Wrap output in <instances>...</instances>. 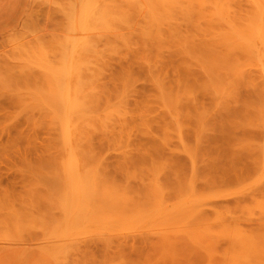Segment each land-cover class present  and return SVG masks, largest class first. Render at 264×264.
<instances>
[{
	"label": "rangeland",
	"instance_id": "rangeland-1",
	"mask_svg": "<svg viewBox=\"0 0 264 264\" xmlns=\"http://www.w3.org/2000/svg\"><path fill=\"white\" fill-rule=\"evenodd\" d=\"M191 1V4L195 3L191 6L198 4V8L189 7L187 1L182 6L174 0H17L16 14L0 28V264H245L244 261L249 264L250 255L254 260L251 264H264L261 259L264 247L258 242L257 249L253 247L257 240L264 244V77L260 73L259 57L251 56L241 48L235 50L233 47L235 52L230 51L232 47L229 49L225 41L222 42L225 38L218 33L221 30V34L223 31L228 33L243 24L240 26L242 29L247 22H253L255 8L250 0H224L230 2L229 6L226 12L218 13L220 9L217 11L216 7H211L218 5L216 0H206L211 2L209 7L204 0L196 1L197 4ZM202 2L201 7L199 3ZM209 8H213L212 12ZM205 10L210 14L216 11L213 16L216 15L214 17L218 20L212 19V14L208 16ZM219 14L223 17L220 18ZM219 19L223 29L221 24L218 25ZM79 48H85V53L91 48V52L85 55L83 50L78 51L82 52L80 55L77 52ZM209 55L213 60L216 57L219 60L216 58L213 62L210 58L211 63ZM77 56L81 63L91 64L88 66L90 69L93 65V71L100 74L92 69L85 70V67L81 70L80 66L85 65L79 66L75 62L79 59ZM91 56L93 58L89 59ZM69 59L80 67L82 75L88 71L91 79L86 76L88 73L81 76L83 79L75 76L71 77L74 78L72 80L65 75L52 77L51 72L50 77L47 71L43 72L49 65L53 66L54 72H65ZM96 60L100 66L99 63L93 64ZM235 62L243 65L236 68ZM230 64L232 68L228 71ZM218 68L221 74L214 72ZM78 73L77 77L80 76ZM63 79H69L70 83L66 81L69 85L63 83ZM221 85L229 90H222ZM85 87L92 97L97 98L92 100L95 103L98 100L99 105L92 103V107L93 111L99 110L101 114L94 112V116H100L99 119L107 122V125H102L105 124L108 131H99V125L104 127L93 117L96 120L90 122L98 127L88 129L97 131L95 134L88 132V137L82 135L84 138L81 140L87 139L83 142V151L86 153L90 149L93 154L87 151L88 156L93 157L95 164L104 165H101V171L107 174L108 179L119 186L122 183L127 188L132 185L131 189H138L136 194L130 189L128 192L124 189L118 191L131 195V198L127 197L140 208L148 203L149 208L157 200L149 190L154 182H160L158 187L164 194L161 195L163 203L176 208L165 217L171 220L183 215L185 221L181 219V223L178 220L181 217L177 219L180 226L174 225L176 220L174 223L171 220L168 227L165 217H157L154 221L146 218L147 214H143V218L138 216L139 212L134 218L136 220L132 219V224L128 215L136 210H132L130 205L122 213L130 223L123 220L124 225L112 224L113 228L109 224L104 228L103 224L87 223L78 226H81L79 235L76 234L77 229L70 227L62 204L64 189H50L52 181L46 178L58 177L63 157L59 144L62 136L58 135L61 124L57 114L53 113L58 112L62 102H66L64 92L72 88L73 93L75 88L76 93ZM58 89L62 91L61 96H57ZM84 90L81 92L85 97ZM253 106L259 111H255ZM54 108L56 111L52 112ZM155 171L158 176H153ZM126 174L131 175V179H127L129 175ZM143 178L146 179L145 186L140 183ZM146 186L152 187L147 190ZM184 187L189 192L187 189L185 192ZM129 190L133 194H129ZM140 191L149 195L139 194ZM192 195L194 197L190 201H195L191 204H202L197 210L200 216L198 212L190 214V210H184L180 215L184 201ZM97 197L92 200L101 207ZM181 198L185 200L180 204ZM138 201L144 202L138 205ZM185 211L188 215H184ZM191 221L194 224L190 223L193 227L189 228L187 224ZM60 227L65 230H60ZM94 227H103L106 231L94 230ZM237 232L246 234L245 239L247 237L248 240ZM52 234L55 237L66 234L65 237L72 238L78 235V239L74 238L76 242L71 240L75 245L69 246L70 249L72 246L70 251L73 253L68 252L65 255L70 254L65 257L63 247L58 249L59 253L48 247L45 239H51ZM236 234L242 238L241 242ZM102 235L104 239L98 240ZM105 235L109 238L106 243ZM244 241H249L246 244L248 248ZM238 245L242 248L238 249ZM244 247L247 250L255 248L257 252L261 249V255L255 252L254 256L255 249L251 253V249L250 252L244 251ZM235 250L243 255L236 258Z\"/></svg>",
	"mask_w": 264,
	"mask_h": 264
},
{
	"label": "bare ground",
	"instance_id": "bare-ground-1",
	"mask_svg": "<svg viewBox=\"0 0 264 264\" xmlns=\"http://www.w3.org/2000/svg\"><path fill=\"white\" fill-rule=\"evenodd\" d=\"M85 1V0H84ZM169 1V0H168ZM174 1H179V2H177V3H179V4H184V3H186L185 1H187V4L189 3V1L188 0H183V2L184 3H182V1L180 2V0H174ZM195 2L196 1H198V2H201V1H199V0H194ZM193 1V2H194ZM206 0H204V2H205ZM209 1H211L212 2V0H209ZM219 1V3L217 2V0H216V3L218 4V5H211V7H216V9H217V11H218V9H220L219 11H218V13L220 12V13H222L223 11H225L226 12V7H227V5H228V3H230V2H228L227 1V3L226 2H224V0H218ZM234 1H236V0H234ZM247 1V0H246ZM252 3L251 4H253V9H254V15H252V16H254V20H253V22L251 21L250 23H248L247 22V24H246V26L244 27V28H242V29H240V23H236V24H239L240 26H238L239 27V29L237 28L236 30H232V31H230L229 30V32L227 33V31H223V33L221 34V29H223L224 28V26H222V20L221 19H219V21L221 22H219V21H217L219 24V26H220V24H221V31H219L218 33H220L219 34V36L220 35H222V38H225L222 42H224L225 41V45L226 46H229L228 48L230 49L231 47V49H230V51H232L233 52V50H234V48L233 47H235V50L237 49V48H241V49H243V50H245L247 53L249 52L250 53V55L252 56V54L253 55H256L257 57H259V59H260V64H259V67H260V73H262L263 74V77H264V0H250ZM191 0H190V5L188 4V6L189 7H192L195 3H192L191 4ZM204 2H202V3H199L200 4V6L202 7V4H204ZM208 1H206L205 2V4L207 5H205L206 7H209L210 5L209 4H211V2L210 3H207ZM213 2H215V0L213 1ZM225 3V4H224ZM250 3V2H249ZM12 3H11V1L10 0H0V23L5 19V17H6V13H7V11L9 10V6L11 5ZM168 4V3H167ZM170 4V3H169ZM186 4V5H187ZM196 4H197V2H196ZM192 5V6H191ZM198 5V4H197ZM196 5V6H197ZM220 5H222V7L220 6ZM226 5V6H225ZM182 6H184V5H182ZM196 6H194V7H192V8H195ZM204 6V5H203ZM229 6V5H228ZM232 6V5H231ZM189 7H186V8H188L189 9ZM206 7H205V9H206ZM252 7V6H251ZM250 7V8H251ZM97 8V7H96ZM176 8H177V5H176ZM192 8H191V10H192ZM197 8H198V6H197ZM196 8V9H197ZM222 8V9H221ZM210 9V8H209ZM209 9H207V10H209ZM213 9V8H212ZM212 9H210L211 10V12H212ZM228 9H230V8H228ZM179 10V9H178ZM201 10V13H202V8L200 9ZM215 10V9H214ZM87 11V10H86ZM193 11V10H192ZM206 11V10H205ZM228 11V10H227ZM181 12H184L183 10H181ZM195 12V11H194ZM200 12V11H199ZM207 13H208V11H206ZM229 12V11H228ZM252 12H253V10H252ZM195 13H197V12H195ZM200 13V14H201ZM206 13V14H207ZM230 13V12H229ZM234 13V12H233ZM183 14V13H182ZM190 14V13H189ZM199 14V15H200ZM209 14V15H208ZM207 15L208 16H210L211 14H212V16H213V14H216V11L214 12V13H208ZM253 14V13H252ZM185 15H186V13H185ZM196 15V14H195ZM220 15V18H221V16L223 17V15H221V14H219ZM228 15V14H227ZM251 15V14H250ZM201 16V15H200ZM203 16V15H202ZM211 16V17H212ZM214 16H216V15H214ZM212 17V19H214L215 17ZM210 17V18H211ZM208 18V17H207ZM204 19V18H203ZM202 19V20H203ZM209 19V18H208ZM216 19V18H215ZM247 19H249V17L247 18ZM210 20V19H209ZM216 20H218V18L216 19ZM233 20H235V19H233ZM236 21V20H235ZM235 21H233V22H235ZM244 21V20H243ZM249 21H250V19H249ZM212 22H213V24H214V21L212 20ZM216 22V23H217ZM223 22H224V20H223ZM227 22V21H226ZM237 22V21H236ZM245 22V21H244ZM212 24V25H213ZM210 25V24H209ZM215 25V24H214ZM228 26V25H227ZM242 26H243V24H242ZM241 26V27H242ZM216 27L217 28H219L217 25H216ZM215 27V28H216ZM223 27V28H222ZM229 27V26H228ZM211 28H213V26L211 27ZM234 28V27H233ZM214 29V28H213ZM215 30V29H214ZM224 32L226 33V35L224 34ZM217 33V34H218ZM74 35V34H73ZM223 35H225V36H223ZM219 36H217L218 38H220V39H222L221 37H219ZM213 37H215V36H213ZM77 38V37H76ZM218 38H216V41L217 40H219ZM75 39V38H74ZM213 40L215 41V38H213ZM212 40V41H213ZM74 41V40H73ZM221 41V40H220ZM70 42V41H69ZM219 42V41H218ZM76 43V42H75ZM214 43H216V42H214ZM213 43V44H214ZM221 44V43H220ZM70 45V44H69ZM214 45H216V44H214ZM223 45V44H222ZM74 47V46H73ZM210 47V46H209ZM213 47V46H212ZM72 48V47H71ZM71 48H68V49H71ZM215 48L217 49V47L215 46ZM76 50L75 48H72V50ZM88 49V48H87ZM94 49V48H93ZM83 50V51H82ZM84 50H86L85 48L84 49H81L80 50V48L77 50V52L78 51H82V52H84V53H82V52H78V54H80V55H82V54H88L89 52H91L90 50H91V48H90V50H87V51H89V52H86L85 53V51ZM96 50V49H95ZM214 50V49H213ZM235 50H234V52H235ZM69 51V50H68ZM94 51V50H93ZM92 51V52H93ZM94 52H96V51H94ZM69 53V52H68ZM71 53H73L74 55H75V53L72 51ZM82 53V54H81ZM91 54H93V53H91ZM77 55V54H76ZM75 55V56H76ZM79 55V56H80ZM93 55H95V54H93ZM216 55V54H215ZM79 56H77V57H79ZM210 56V55H209ZM219 56V55H218ZM228 56V55H227ZM240 56H242L243 57V54L241 55L240 54ZM80 57H82V56H80ZM80 57H79V59L77 58L76 60L74 59V57H73V59L75 60V62L77 63V64H79V66L80 65H82V64H86V63H81L80 62ZM95 57V56H94ZM71 58V57H70ZM85 58H87V56L85 57ZM92 59L93 58V56H91V57H89V59ZM212 59L213 60V58L210 56L209 57V59ZM215 58V57H214ZM217 58V57H216ZM216 58L214 59V60H216ZM228 58V57H227ZM233 58V57H232ZM72 59V60H73ZM83 59V58H82ZM97 59V58H96ZM208 59V61H211V59L209 60ZM218 59V58H217ZM226 59V58H225ZM78 60H79V63H78ZM213 60V62H215ZM219 60V59H218ZM232 60V59H231ZM237 60V59H236ZM66 61H68V60H66ZM65 61V62H66ZM71 60L69 59V62L67 63V65L69 66V67H72V69L71 68H69L68 67V70H65V72L64 71H55L54 72V69H53V66L52 65H49V67L48 68H50V69H53V70H48V68L46 67H44L46 70H44L43 69V72L44 71H47L48 73H46V74H49L50 75V77H51V75H52V73H53V75H52V77L54 76L55 77V75H56V77H58V78H62L64 75H65V77H69V78H71V77H75L76 76V78H80L81 76H83V75H86L87 73H88V75H86V76H88L89 77V72L87 71V72H85V73H83V75L81 74L82 72H80L81 70H83V68L82 67H85L86 69L85 70H89L90 68V66H91V64L90 65H88V66H80L81 67V70H80V67L78 66L77 67V65L75 64V62H70ZM83 61V60H82ZM89 61H91V60H89ZM97 62H93V64H95V63H97V65H98V60H96ZM226 61V60H225ZM224 61V62H225ZM64 62V63H65ZM86 62V61H85ZM212 61H211V63H213ZM230 62H233V60L232 61H230ZM254 62V61H253ZM69 63H70V65H69ZM90 62H88L87 64H89ZM92 63V62H91ZM219 63V62H218ZM222 63V62H221ZM227 63H228V60H227ZM226 63V64H227ZM236 63V68H237V66L239 65L240 66V64L241 65H243L242 63H240V64H237L238 62H235ZM253 64V63H252ZM251 64V65H252ZM61 65H62V63H61ZM96 65V66H97ZM101 64L99 63V66H100ZM222 65V64H221ZM47 66V65H46ZM99 66H97V67H99ZM211 66H213V65H211ZM215 66V65H214ZM230 66H231V64H230ZM92 67H93V65H92ZM92 67H91V69H92ZM221 67V66H220ZM235 67V66H234ZM242 67V66H241ZM244 67V66H243ZM88 68V69H87ZM96 68V67H95ZM100 68V67H99ZM98 68V69H99ZM209 68V67H208ZM207 68V69H208ZM213 68V67H212ZM229 68V67H228ZM231 68H232V66L230 67V69L228 70V71H230L231 70ZM246 68V67H245ZM244 68V69H245ZM255 68V67H254ZM63 69V68H62ZM64 69H65V67H64ZM63 69V70H64ZM66 69H67V67H66ZM90 69V70H91ZM97 69V70H98ZM223 69V68H222ZM234 69V68H233ZM240 69V68H239ZM40 70H41V68H40ZM78 70V71H77ZM216 70V69H215ZM248 70V69H247ZM67 71V72H66ZM92 71H93V69H92ZM101 71V70H100ZM211 71V70H210ZM224 71V70H223ZM241 71V70H240ZM52 72V73H51ZM61 72V73H63V74H59V73ZM77 72H79L78 74L80 75V76H78L77 77ZM84 72V71H83ZM93 72H95L96 73V71L94 70ZM92 72V73H93ZM209 72V71H208ZM214 72H219V68H218V70H216V71H214ZM94 73V74H95ZM225 73L227 74V72L225 71ZM238 73V72H237ZM242 73H243V70H242ZM91 74V73H90ZM96 74H100V72H98V73H96ZM96 74H95V76L94 77H96ZM213 73H211V75H212ZM219 74H221V72H219ZM241 74V73H240ZM244 74V73H243ZM262 74H261V76H262ZM216 75V74H215ZM60 76V77H59ZM230 76H232L231 74H230ZM242 76V75H241ZM245 76V75H244ZM88 77L86 78L87 80H88ZM211 77V76H210ZM214 77V76H213ZM216 77V76H215ZM223 77H224V75H223ZM228 77L229 76H226V78L228 79ZM233 77V76H232ZM82 78V77H81ZM84 78V77H83ZM82 78V79H83ZM245 78V77H244ZM249 78H250V76H249ZM248 78V79H249ZM72 79V78H71ZM74 79V78H73ZM72 79V80H73ZM85 79V80H86ZM89 79H91V77H89ZM209 79H211V78H209ZM216 79H217V77H216ZM222 79H224V78H222ZM221 79V80H222ZM237 79V76H236V78H235V80ZM240 79V78H239ZM243 79V78H242ZM262 79V78H261ZM264 79V78H263ZM66 80V79H65ZM226 80V79H225ZM229 80V79H228ZM234 80V79H233ZM234 80V81H235ZM68 83H70L69 82V79L68 80H66ZM66 81H64V79L62 80V82L63 83H65ZM93 81V80H92ZM91 80H90V82H92ZM211 82H212V80H210ZM62 82H58L57 81V83H59V84H61V85H63V83ZM66 82V83H67ZM221 82V81H220ZM219 82V83H220ZM67 83V84H68ZM83 83V81L81 82V84ZM85 84H86V81L84 82ZM88 83V82H87ZM227 83V82H226ZM252 83V82H251ZM251 83H249V84H251ZM79 84V83H78ZM90 84V83H89ZM69 85V84H68ZM213 85V84H212ZM216 85L217 84H215V87H216ZM219 85V84H218ZM233 85V84H232ZM221 86H223V85H221ZM71 87V86H70ZM224 87V86H223ZM221 87L222 88V90H229V89H227L228 87ZM231 87V86H230ZM229 87V88H230ZM59 88H61L62 90H63V87H60L59 86ZM78 88H81L80 86L78 87ZM68 89V88H67ZM71 89L72 88H69V92H64L63 93V96H65V97H63L65 100H66V102L65 103H61V107L60 106H58V112L55 110V108L53 109V111H52V109H50L52 112H54V111H56L55 113H53V114H57L56 115V117H57V119H58V121L60 122V124H61V127L59 128L60 129V133H58V135L60 136V134H61V136L62 137H60V138H62V140H61V142L59 143V144H61L60 145V149L62 148V150H63V157H62V159H61V162H60V164H59V167H60V169L58 170V172H59V174H58V177L56 178H53L52 180H51V177L49 178H46L48 181H52L51 183L52 184H50V189H57L58 191H61V189H64V191H63V193H65V194H63V196H62V198H63V205H64V213L66 214V218H67V220H68V222H69V224L71 225H68V226H70V227H72V228H75V229H77L76 231H77V233L76 234H78L79 233V231H78V228H80L81 226H85V225H87V223H95V224H100V225H102L103 227H104V225L105 226H108V225H106V224H109V225H111V227L113 228V226H112V224H117V225H119V223H120V225H121V223L123 224V220L125 221V223L127 224L128 222H129V220L131 221V223L133 222L132 221V219L135 221L136 219H134L136 216H137V212H139V215L138 216H140V215H142L141 217L143 218L144 217V215H146L145 217L146 218H151V219H156L157 217L159 218H162L163 219V217H165V216H168V215H170L173 211H176V208L174 209V207H169V205H168V203H167V205H165L163 202H164V200H163V198L161 197V192L162 191H159V187H158V185H160V182H158V181H156V180H158V179H156L155 181L156 182H158L157 184H156V182H154L153 184H154V186L152 187V186H146L147 188V190H149L150 189V187H152L151 188V190L152 189H155V190H153V191H155V192H152L151 190H149L152 194L154 193V195H152V196H155V198L157 199L156 201H153L152 203H151V206H149V208L147 207L148 205H149V203H148V205L145 207L144 205H146L147 204V202L146 203H143V204H141V206L143 207L144 206V208H140V206H136V204H133L134 203V201H133V199L131 200L132 201V203H131V201H130V199L129 198H131L129 195H127V196H129V198L126 196V195H124V191H126V192H128L127 190L128 189H130L131 191L133 190V193H135V192H138V191H135V190H138V189H136L135 187V189H131L130 187L132 186V185H130V187L129 188H127V185H125L124 184V182H125V180H124V182H123V184L125 185H122V183H121V185L119 186V184L117 185V183L115 184L113 181H111L110 179H108L107 178V174H103V172L101 171V169H103V167H104V165H102V164H100V165H98L99 164V162L97 163V164H95L94 163V159H93V157L91 158V157H89L88 155H89V153H87V151H89L90 149H88L87 151H86V153L83 151V149L82 148H84V146H85V143H83L85 140H87V139H85V140H81V139H83L84 137L82 136L83 134H85V136L88 134V132H95V131H97V130H93L92 129V131H90V128L88 129V127H92V126H97L96 125V123L93 125V124H91V122H93L94 123V121L96 120V119H94L93 117H95L94 115V112L96 113V114H101V112H99V110H94L93 111V107L92 106H94V105H92V103L94 104L95 102L92 100V99H94L95 98V100L97 99L96 97H92L91 96V94L90 93H88V88H82V90L81 89H78L79 90V92L77 91L76 93H74V91H76L75 90V88H74V91H73V93H71ZM83 89H85L84 90V94H85V97L83 96V94H82V92L81 91H83ZM92 90H93V88H91ZM231 89V88H230ZM59 90V91H58ZM57 90V93L59 94V95H57V96H61L60 94H62V93H60V92H62L60 89H58ZM73 90V89H72ZM88 90V91H87ZM68 91V90H67ZM56 92V91H55ZM81 92V94L80 95H82L83 97H79L80 95H78L79 93ZM87 92V93H86ZM53 93V92H52ZM65 93H66V95H65ZM93 93H94V91H93ZM217 93H218V91H217ZM75 94L78 96H75ZM223 95V94H222ZM71 96H75V98L73 97V99L71 98ZM223 96H225V95H223ZM57 98V97H56ZM55 98V99H56ZM76 98H80L79 100L78 99H76ZM260 98V97H259ZM59 99V98H58ZM76 99V100H75ZM165 101V100H164ZM172 101V100H171ZM170 101V102H171ZM175 101V100H174ZM97 103H95V104H98L99 102H98V100L96 101ZM166 102V101H165ZM176 102V101H175ZM55 103H57V100H56V102ZM178 103V102H177ZM58 104V103H57ZM56 105V104H55ZM99 105V104H98ZM174 105V104H173ZM56 106V107H57ZM62 106H63V108H62ZM106 106H108V105H106ZM258 106V105H257ZM55 107V106H54ZM118 107V106H117ZM175 107H176V103H175ZM59 108H60V110H59ZM120 108V107H119ZM118 108V109H119ZM123 108V107H122ZM173 108V107H172ZM253 108H254V106H253ZM257 108V107H256ZM57 109V108H56ZM62 109V110H61ZM117 109V108H116ZM258 109V108H257ZM255 110V108H254V110L255 111H259V110ZM93 111V114H92V111ZM100 110H102V108L100 109ZM124 110V109H123ZM49 111V110H48ZM50 111V112H51ZM97 111H98V113H97ZM102 111H105V110H102ZM111 112H109V113H112V110H110ZM115 112H116V110H115ZM118 112V111H117ZM117 112H116V114H117ZM125 112V111H124ZM103 113H105V112H103ZM109 113H107L108 114V116L110 115ZM256 113V112H255ZM47 114L50 116V114L51 113H48L47 112ZM46 114V115H47ZM115 114V115H116ZM119 114V113H118ZM263 114V113H262ZM52 115V114H51ZM103 115V114H102ZM114 114H112L111 116H113ZM114 115V116H115ZM121 115V114H120ZM256 115H257V113H256ZM104 116V115H103ZM108 116H106L108 119H109V117ZM110 116V117H111ZM258 116H261V115H259L258 114ZM52 117H53V115H52ZM51 117V118H52ZM98 117V116H97ZM97 117H95V118H97ZM120 117V116H119ZM48 118V117H47ZM54 118H55V116H54ZM99 118H100V116H99ZM99 118H97L99 121H97V122H99L101 125L103 124V123H105L106 125H107V122L105 121H103L102 119H99ZM102 118V117H101ZM104 118H105V116H104ZM115 118V117H114ZM125 117L123 116V118L122 119H124ZM259 118V117H258ZM53 119V118H52ZM57 119H55L56 121H57ZM110 119H112V117L110 118ZM116 119V118H115ZM264 119V118H263ZM55 120H54V122H55ZM94 120V121H93ZM102 120V121H101ZM48 121V120H47ZM51 121V123L53 122V120H50ZM57 121V122H58ZM91 121V122H90ZM117 121V120H116ZM264 121V120H263ZM58 122V123H59ZM102 122V123H101ZM115 122V121H114ZM260 122H262V121H260ZM119 123V122H118ZM57 124V123H56ZM60 124H59V126H60ZM105 124L104 125H102L104 128H100V125H99V127H98V130L100 131V129H103V131H108L107 129L105 130ZM110 124H111V122H110ZM115 124H117V123H115ZM264 124V123H263ZM262 125V124H261ZM101 126V127H102ZM264 126V125H263ZM84 127V128H83ZM108 127V126H107ZM112 127V126H111ZM50 128H52V126L50 127ZM54 128V127H53ZM56 128H58V126L56 127ZM56 128H54L53 130H55ZM58 129V130H59ZM83 129V130H82ZM87 130V133H86V130ZM82 131H84V133H82ZM56 133V134H57ZM96 133V132H95ZM94 133V134H95ZM101 133V132H100ZM108 133V132H107ZM90 134V133H89ZM59 136H56V137H58L59 138ZM264 136V135H263ZM86 137H88V136H86ZM60 140V139H59ZM58 140V141H59ZM264 140V139H263ZM57 141V142H58ZM89 143V142H88ZM81 144H84V145H82L81 146ZM90 144V143H89ZM264 144V143H263ZM88 147V146H87ZM263 147H264V145H263ZM260 148H261V150L260 151H262V145L260 146ZM85 149H87V148H85ZM91 154H93L91 151H89ZM262 153V152H261ZM62 155V154H61ZM96 155V154H95ZM263 156V155H262ZM100 158V157H99ZM97 159H98V156H97ZM96 159V160H97ZM100 160V159H99ZM261 161L263 162V159L262 160H260V163H261ZM103 162V161H102ZM263 164V163H262ZM261 164V165H262ZM101 165L103 166V167H101ZM262 167V166H261ZM260 169H262V168H260ZM158 171V170H157ZM261 171V170H260ZM57 172V171H56ZM57 172V173H58ZM156 172V171H155ZM154 172V175L153 176H155V174H157V176H158V174L159 173H155ZM159 172V171H158ZM263 172V171H262ZM127 175V174H126ZM129 175V174H128ZM127 175V176H128ZM131 175H129L128 177H127V179H131V177H130ZM130 177V178H129ZM151 178H152V175L150 176ZM158 178V177H157ZM145 178H143V179H140V180H142L140 183L142 184V185H144L145 186V184H143L144 183V181L146 180H144ZM47 181V182H48ZM159 181H160V179H159ZM46 182V183H47ZM126 182H129L130 183V181H126ZM188 184V183H187ZM186 184V185H187ZM193 184H194V182H193ZM192 184V185H193ZM56 185V186H55ZM140 185V184H139ZM149 185V184H148ZM54 186H55V188H54ZM188 186H191V183H189L188 184ZM161 187V186H160ZM165 187V186H164ZM180 187V186H179ZM162 189H163V187H161ZM166 188V187H165ZM185 188V187H184ZM117 191H116V190ZM118 189H124V191H123V193H121V192H119L118 191ZM126 189V190H125ZM141 189V188H140ZM145 189V190H146ZM186 189L187 188H185V192H186ZM129 190V194H131L132 192ZM250 190V189H249ZM184 191V190H183ZM187 191H188V189H187ZM190 191H192V190H190ZM141 192V191H140ZM189 192V191H188ZM194 192V191H193ZM201 192V190L199 191V193ZM132 193V194H133ZM58 194V193H57ZM60 194V193H59ZM62 194V193H61ZM128 194V193H127ZM136 194V193H135ZM138 194V193H137ZM139 194H148V192H144V193H139ZM189 194H191V192L189 193ZM192 194H194V193H192ZM149 195V194H148ZM202 195V194H201ZM204 195V194H203ZM96 196H98L97 197V200L100 202V205H101V207H99V205H98V203H94L93 202V200L92 199H95L96 198ZM143 196V195H142ZM162 196H164V194L162 195ZM205 196V195H204ZM144 197H146V196H144ZM144 197H142V198H144ZM191 197V198H190ZM190 197H188L189 198V201L188 202H186V200L185 199H182V200H180L179 201V203L181 202L182 203V201L183 200H185L184 201V203H183V205H182V207H183V209H181L182 207H180V204L177 202V200H176V203H177V205L180 207V209L182 210H180L181 212L179 213V210H177L178 211V213L180 214V215H182L183 213V211L184 210H190V214L191 213H195V212H198L197 210H199V208H200V205L202 206V204H200V205H198L199 203H197V202H195L194 204H191V202L192 201H195V200H191L190 201V199H192V197H194L193 195L192 196H190ZM139 198V197H138ZM161 200H160V199ZM137 199V198H136ZM172 199V198H171ZM170 199V200H171ZM207 199V198H206ZM92 200V201H91ZM135 200V199H134ZM142 200V199H141ZM141 200H139V201H141ZM209 200V199H208ZM138 201V205L140 204V203H142V202H144V201H142V202H139ZM173 201H175V200H173ZM61 202V201H60ZM59 202V203H60ZM168 202H169V200H168ZM95 205H94V204ZM174 203V202H173ZM209 203H211V202H209ZM208 203V204H209ZM93 204V205H92ZM195 204H197V205H195ZM206 204V203H205ZM208 204L207 205H205V206H208ZM131 205V209L132 210H136L133 214H134V216H132L131 214L130 215H128V218H129V220L128 219H126V218H124V216H123V214L122 213H124V209L126 208H129V206ZM134 205V206H133ZM204 205V204H203ZM98 206V207H97ZM174 206H175V204H174ZM132 207H134V208H136V209H133ZM139 207V208H138ZM130 209V210H131ZM137 209L139 210V211H137ZM173 209V210H172ZM178 209V208H177ZM131 210V211H132ZM261 211H263L262 210V208H261ZM61 212V211H60ZM182 213V214H181ZM185 213H186V211H185ZM184 213V215H188V213H186L185 214ZM144 214V215H143ZM173 214H175V213H173ZM177 214V213H176ZM178 214V215H179ZM123 216V217H122ZM133 217V218H131L130 219V217ZM192 216H194V215H192ZM198 216H200V213L198 212ZM121 217H122V219H121ZM175 217V216H174ZM178 217H181V216H177V217H175L174 219L172 218L171 220H172V222L174 221V220H176L175 221V223H174V225H176V226H180V223L179 222H177L178 220L180 221L181 219H183L184 220V218H183V215H182V217L180 218V219H178ZM188 216H186L185 217V219H188L187 218ZM197 217V216H196ZM195 217V218H196ZM117 220H116V219ZM166 219H167V217H165ZM169 218H171V216L169 217ZM194 218V219H195ZM199 218V217H198ZM197 218V219H198ZM201 218V217H200ZM119 219H121V221H119ZM126 219V220H125ZM139 219V218H138ZM178 219V220H177ZM194 219H192V220H194ZM203 219V218H202ZM62 220V219H61ZM110 220H111V222H110ZM112 220H116L115 222L113 221L112 222ZM148 220V219H147ZM171 220H166L167 221V224H168V227H169V225H170V222L169 221H171ZM183 220H181V221H183ZM196 220V219H195ZM195 220H194V222H195ZM199 220V219H198ZM62 221H64V220H62ZM126 221H128V222H126ZM155 221V220H154ZM165 221V222H166ZM180 221V222H181ZM185 221V220H184ZM67 222V223H68ZM147 222V221H146ZM156 222H157V220H156ZM161 222V221H160ZM169 222V223H168ZM130 223V222H129ZM153 223V222H152ZM158 223V222H157ZM177 223H179V224H177ZM182 223V222H181ZM192 224L193 223V221H191V222H189L187 225H189V224ZM62 224V223H61ZM75 224L77 225V228L75 227ZM132 224H134V223H132ZM159 224V223H158ZM194 224V223H193ZM192 224V225H193ZM201 224V223H200ZM202 224H204V223H202ZM201 224V225H202ZM65 225H67L66 223H65ZM79 225H81L80 227H78ZM99 225V226H100ZM124 225V224H123ZM154 225H156V224H154ZM161 225V224H160ZM57 226V225H56ZM59 226H61V225H58V227ZM130 226V225H129ZM152 226H153V224H152ZM176 226H172V228H175ZM204 226V225H203ZM62 227V226H61ZM60 227V228H61ZM66 228H67V226H65ZM103 227H100V228H97V227H94V230H95V228L96 229H99V230H101V229H103ZM125 226H123V228H124ZM163 226H161V228H162ZM171 227V226H170ZM185 227V226H184ZM191 227V225H189V228ZM193 227V226H192ZM191 227V228H192ZM60 228H58V229H60ZM104 228H106V227H104ZM108 228V227H107ZM118 228V227H117ZM116 228V229H117ZM122 228V227H121ZM127 228V227H126ZM130 228V227H129ZM134 228H136V226L134 227ZM155 228H159L160 229V226H158V225H156L155 226ZM178 228V227H177ZM183 228V227H182ZM203 228V227H202ZM201 228V229H202ZM206 228V227H205ZM237 228V227H236ZM64 230H65V228H63ZM62 228L60 229V230H63ZM68 229H70V231L69 232H72V230H71V228H67V230ZM115 229V228H114ZM167 229V228H166ZM176 229V228H175ZM179 229H181V228H179ZM178 229V230H179ZM184 229V228H183ZM185 229H188V228H185ZM184 229V230H185ZM66 230V231H67ZM112 230V229H111ZM122 230V229H121ZM137 230V229H136ZM158 230V229H157ZM168 230V229H167ZM205 230V229H204ZM209 230V229H208ZM232 230V229H231ZM57 231V230H56ZM74 231V230H73ZM81 231V230H80ZM98 231V230H97ZM96 231V232H97ZM101 231H106L105 229H103V230H101ZM107 231H109L108 229H107ZM113 231V230H112ZM124 231H126V230H124ZM123 231V232H124ZM138 231V230H137ZM140 231V230H139ZM155 231V230H154ZM162 230H160L159 232H161ZM181 231H182V229H181ZM127 232H132V231H127ZM152 232V231H151ZM157 232V231H156ZM230 232V231H229ZM229 232H227V235H229L230 236V234H229ZM241 232H243V230L241 229ZM68 233V232H67ZM93 233V232H92ZM208 233V232H207ZM55 234V233H54ZM54 234H52L51 235V239H45V242H46V244H47V246L48 247H51V248H53L54 250H55V252L56 253H59V251H58V249H60V248H62L63 247V254L65 255L66 253H68V252H71L70 250L72 249V246H74L73 244H71L72 242H76L77 240H74V238H76V239H78V237H76V236H78V235H76L74 238H72L71 236H66L65 237V235L66 234H64V236L63 237H61V236H59V237H55L54 236ZM57 234V233H56ZM55 234V235H56ZM69 234V233H68ZM94 234V233H93ZM156 234V233H155ZM206 234V233H205ZM237 234H239V236L240 237H244V240H248L247 239V237H246V239H245V236H246V234H240V233H238L237 232ZM236 234V235H237ZM119 235V234H118ZM235 235V236H236ZM86 236V235H85ZM96 236V235H95ZM105 236H107V235H105ZM104 236V237H105ZM223 236H225V235H223ZM228 236V237H229ZM247 236H249V235H247ZM50 237V236H49ZM48 237V238H49ZM98 237V236H97ZM109 237H111V236H109ZM236 237H238V235L236 236ZM240 237H238V239H239V241L241 242V240L240 239H242V238H240ZM249 237H251V236H249ZM55 238H58V239H55ZM98 238H100V239H98V240H101V238L102 239H104L103 238V235L102 236H99ZM106 238V237H105ZM232 238V237H231ZM234 238V237H233ZM109 238H108V236H107V238H106V240H104V242L106 243L107 242V240H108ZM237 239V240H238ZM71 240H74V241H71ZM79 240H80V238H79ZM234 240V239H233ZM232 240V241H233ZM254 240H257V239H255L254 238ZM235 241V240H234ZM246 241H244L243 243H245V247L247 246L246 244L249 242H247L246 243ZM253 241V240H252ZM240 242L238 243V244H240ZM256 242V243H255ZM255 242H253V243H255V245L253 246V247H255L256 246V244H257V242L260 244V246L261 247H264L263 245H262V241L260 242L259 240H257V241H255ZM233 243V242H232ZM69 244V245H68ZM70 244L72 245L71 246V249H70ZM237 244V243H236ZM68 245V246H67ZM258 245V244H257ZM242 246V245H241ZM65 247H68L67 248V251H66V249H65ZM237 247V246H236ZM238 249H240V248H242V247H240L239 245H238ZM244 247V248H245ZM257 247V246H256ZM255 247V248H256ZM260 247V248H261ZM57 248V249H56ZM244 248H243V250H244ZM246 248H248V247H246ZM245 248V250L244 251H246L247 249ZM255 248H253V249H255ZM237 249V248H236ZM251 249V253H252V251H253V249L252 248H250ZM249 249V250H250ZM257 249V248H256ZM256 249L253 251L254 253L255 252H257L256 251ZM263 250L262 251H264V248H262ZM62 250V249H61ZM61 250H60V253H62L61 252ZM73 250V249H72ZM249 250H247V251H249ZM58 251V252H57ZM75 251V250H74ZM236 252H237V250H235ZM250 252V251H249ZM55 253V254H56ZM73 252H71V254H72ZM252 254V255H256V253L255 254ZM259 255H261L260 253H261V249H259L258 250V252H257ZM70 254V253H69ZM68 254V255H69ZM75 254V253H74ZM263 254V253H262ZM68 255H65V257L66 256H68ZM238 255H243L242 253L240 254V253H238L237 252V254L235 255L236 256V258H238ZM246 255H248V254H246ZM250 255V254H249ZM264 255V254H263ZM263 255H262V257H261V259L263 258V260H264V257H263ZM234 256V257H235ZM253 256V257H254ZM244 257V256H243ZM240 258V257H239ZM252 257H251V255L249 256V259H250V262H249V264H251V261L254 263V260H252L251 259ZM235 259V258H234ZM233 259V260H234ZM241 259V258H240ZM254 259V258H253ZM258 259H260V257L258 258ZM236 260V259H235ZM248 260V259H247ZM263 260H262V262H263ZM238 262H236V264H237ZM241 263V262H240ZM243 263H248L247 261H244ZM252 263V264H253ZM239 264V263H238ZM242 264V263H241Z\"/></svg>",
	"mask_w": 264,
	"mask_h": 264
},
{
	"label": "crops",
	"instance_id": "crops-1",
	"mask_svg": "<svg viewBox=\"0 0 264 264\" xmlns=\"http://www.w3.org/2000/svg\"><path fill=\"white\" fill-rule=\"evenodd\" d=\"M11 1V5L9 6L10 8H9V10L7 11V13H6V17H5V19L0 23V26H2L5 22H6V20H8L9 18H11L14 14H16L15 12H16V8H17V6H18V3H17V0H10ZM18 16H20V15H18ZM5 26V25H4ZM4 26H2V27H0L1 29L4 27Z\"/></svg>",
	"mask_w": 264,
	"mask_h": 264
}]
</instances>
